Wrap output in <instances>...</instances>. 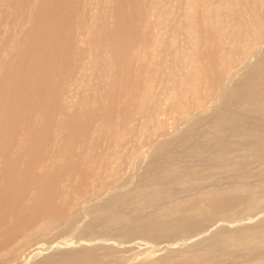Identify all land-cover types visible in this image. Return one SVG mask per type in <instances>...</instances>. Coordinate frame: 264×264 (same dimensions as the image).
<instances>
[{
	"label": "bare ground",
	"instance_id": "bare-ground-1",
	"mask_svg": "<svg viewBox=\"0 0 264 264\" xmlns=\"http://www.w3.org/2000/svg\"><path fill=\"white\" fill-rule=\"evenodd\" d=\"M78 1L0 0V245L18 241L28 226L50 216L42 228L60 225L65 234L76 225L75 237L86 245H111L84 250L82 243L77 249L47 253L74 238L61 237L38 244L32 252L26 248L23 252L29 254L16 264H128L138 255L143 256L140 264H198L202 259L189 253L197 247L214 251L208 255L211 264L230 261L232 251L239 264L237 255L244 257L243 263L264 261L260 250H230L222 244L225 224L239 225L230 237L244 234L252 239L251 228L264 225V191L259 193L264 187V0H191L186 36L190 52L172 39L167 53L155 54L164 63L170 55L173 60L188 53L191 66L179 86L148 107L136 106L148 77L135 64L147 54L130 51L134 29L125 22L123 10H130L131 2L119 0L114 15L121 21L94 33L92 40L95 47L111 46L115 57L109 64L117 77L108 99L96 108L81 104L56 124L48 116L55 104L54 86L79 57L69 45L72 6ZM25 22L26 29L18 28ZM134 74L137 88L129 92ZM123 96L130 107L118 112ZM143 113L151 120L143 127V144L121 151L119 143L113 145L115 138L131 122L128 118L139 114L144 119ZM35 115L41 121L37 128ZM167 120L180 135L153 143L165 134ZM111 145L119 151L113 157L117 161H110L118 171L127 168L123 179L134 183L131 190L120 184L112 188V178L104 181L112 170L105 164ZM13 150L17 153L10 157ZM97 197L102 198L99 204L88 203ZM255 197L258 202L251 207ZM71 205L78 207L71 211ZM88 214L93 219L83 226L79 221ZM112 243L119 248H111ZM41 253L46 254L33 261ZM9 256L14 264L17 255Z\"/></svg>",
	"mask_w": 264,
	"mask_h": 264
},
{
	"label": "rangeland",
	"instance_id": "rangeland-1",
	"mask_svg": "<svg viewBox=\"0 0 264 264\" xmlns=\"http://www.w3.org/2000/svg\"><path fill=\"white\" fill-rule=\"evenodd\" d=\"M129 1L131 2L130 10H128L127 12H125L123 10V16L127 17V20L125 18V22H127L129 25L131 23L132 26H130V27L134 29L133 30V37L131 39L130 51L133 53H136L135 51H144L142 53L147 54L146 56L141 55V58L139 59V61H137V63H135L137 65L141 64L144 67L143 68V74L144 75L146 74V76L148 77L146 86L145 87L143 86L142 89L138 93V96H137V99H138L137 102L138 103L136 104V106L137 107H140V106L148 107L149 105H151V103H155V101H157L158 99H162V100L165 99L166 98L165 96H167L168 91H170L171 89H173L176 86H179L181 84V82L184 80V79H181L183 77V74L186 73V69L191 66V65H188L191 62L190 59H188L189 58L188 53L178 54L177 55L178 58L173 59V60H172V58L170 60V56H171L170 55L169 57L165 58V60L166 59L167 60L164 63L162 61H160L159 58L155 54L167 53L166 52V46L172 44V42H173L172 39H175L174 41L176 43H178L180 45V47L183 50H185V52H190L191 49L187 48L186 43H188V40H187L186 36L189 38V36L187 34V29H190L191 21L189 18H192L191 13H193V6L194 5L192 4L191 0H132V1L129 0ZM118 3H119V0H79L78 4L76 6H72L73 7V9H72L73 14H71L72 17H71L70 28H69V45H71L74 48V54L78 55L79 57L77 59L76 65L73 66V68L71 70L67 71V73H65L64 76L59 75L60 80L59 81L57 80V82L54 86L55 104H54V106L51 107V108H53V111L49 112V114H48V116L50 118H52V122L54 121L56 124H58L59 121H61L63 118H65L69 114H71L75 111L77 112V110L80 109L81 104L84 105V103H85L86 106L88 105L90 107L96 108V107H99L100 105L104 104V102H106V100L108 99V96L111 93L112 84L117 77L116 69L113 68V67H115L113 65L115 57H114L113 51L111 49V46H110V50L112 51V54H110L111 52H110L109 48H107V47H109V45L102 44L100 46L95 47L92 44V40L95 39V37H96L94 33H96V35H97L98 32H100V31L102 32L106 28L111 27L113 25V23H117V22L121 21V18H120V20H117L116 16L114 15L115 14V8H117ZM34 5H36V4H34ZM182 6H183L184 11H183V9L180 8ZM187 6H188L190 11L188 10ZM132 7L134 8V13L132 12ZM169 7L171 9H169ZM173 8H174V10H173ZM179 9H180V11H179ZM182 12H185V13H182ZM128 14H130V15L133 14V16H129ZM188 19H189V21H188ZM34 24H35V22H34ZM27 26H29V23L25 22L23 24V26L18 25V28L26 29ZM22 30H21V32H22ZM184 32L186 33V35ZM185 38H186V40H185ZM147 39H149V40L151 39V40L147 41ZM142 40H143V42H144V40H146L144 42V45H143ZM151 53H153V54H151ZM105 55L106 56L108 55L107 56L108 59H107V57H104ZM109 56H111V57L109 58ZM103 57L106 58L108 60V62L106 59L103 60ZM143 61L145 62V64ZM147 61L149 64L147 63ZM109 62H110V64H111V62L113 64L110 65ZM135 64H134V66H135ZM145 65L146 66L148 65V67H146ZM152 71H153V73H151ZM108 74H110L111 76ZM137 75L138 74H134L130 80L129 87L127 88L129 92L135 91L137 88L136 87V81H135V77L137 78ZM99 76H100V78H99ZM106 77L109 79H107ZM101 78L105 79V80H103L104 82H102ZM97 82H99V84L102 83V85H99ZM107 82H109V83H107ZM93 85H94L95 89H94V87H92ZM106 87H108V88H106ZM152 87H153V89H152ZM95 92L96 93L98 92V93L96 94ZM171 92H172V90H171ZM99 93H101V94H99ZM93 94H95V95H93ZM100 97H102V99H104V100H102ZM224 97H225V95L223 96V98ZM126 98H128V97L123 96V97L119 98L117 105L119 104L120 106L118 105L119 108L116 107L117 105L115 106L118 112H119V109L122 107H125V106L127 108L130 107L127 104ZM169 102H170V100H169ZM92 104H94V105L92 106ZM131 108L133 109L134 106H131ZM143 114H144L143 117H145L144 119L139 118L140 117L139 114L133 115L132 117L128 118L131 120V122L127 123V125L128 124L129 125L125 126L126 128H124V129L122 128L121 131H123V132H121V131L119 132V134L115 138V140L116 139L117 140L115 141V143H113V145H116V144L118 145V143H119V146L121 145L119 147L121 151H124L127 149H129V151H130L131 148L133 147V145L138 146V143L143 144V140H141V138H142V136H144V133H145L144 128H145V126L149 127V125H151V120L146 119L145 113H143ZM169 122L167 120L166 129L164 130L165 134L158 136L155 139L156 141H154L153 143H155L157 141H160V142L162 141V143H163V142H166L169 140H174L180 135V134H178V132H174L173 129L170 128ZM40 123H41L40 119L37 118V116L35 115V117L33 118V126L35 128H37L38 126H40ZM185 126L184 127L182 126L181 129L185 128ZM55 130H56V126H54L52 128V131H55ZM141 134H142V136H141ZM121 135L123 137H121ZM134 135H136V136H134ZM146 139H148V137H145V140ZM121 142H122V144H121ZM158 146H159V144H158ZM158 146H156V147H158ZM124 147H126V148L124 149ZM143 148L145 149L146 145ZM112 149H114V150L112 151ZM118 151H119V149L113 148L112 145L109 146V148L107 147L105 150L107 157L109 155V158H107V161L105 162V164L112 165V170H108V173H111V174H109L106 178H104V181L112 178L113 179L112 180L113 181L112 188L115 186H118L120 184V185H122V187H124V190L128 191V190H131L134 188V185H132L134 183H131L132 181L124 182L123 178H125L126 172L128 171L127 168L124 170L118 171L119 168H118L117 164L113 163L112 160L110 161V158L113 159L114 161H117V159L113 158V157L116 156ZM152 151H154V149H151L149 152H152ZM16 153H17V151L13 150L11 153H9V156L13 157V156H15ZM112 153L114 156L112 155ZM120 153H122V152H120ZM50 156H52V155L50 154L48 157H50ZM51 161L57 162L55 158H51ZM253 169L256 170L255 167ZM115 172H117L116 175L112 177V175ZM120 173H124V174L122 175ZM118 175H119V177H118ZM99 181H101V180H99ZM92 183L93 182H91V184ZM100 187L101 186L98 185V188H100ZM87 188L95 190V188L97 189V186H95V188H93L92 186H89ZM105 189H109V188L103 186V190H105ZM117 190H120V189H117ZM262 191H264V187H262V185H261V187L259 188V193L261 194ZM68 194H69V192H68ZM258 198L259 197H255V199H253L250 202V203H252V204H250L251 207H252V205L257 204ZM101 199H102L101 197H100V199L97 197L96 200L88 201V203L91 205L92 204H99L101 202ZM75 200L76 199H74V201ZM74 201H73V203H74ZM260 202H262V201H260ZM80 205H82V204H80ZM69 207H72V209L70 208L72 211L74 207L76 208L78 206L77 205H71ZM78 210L81 211L80 215H83L82 208L80 207V208H78ZM260 217L261 216H259V217L257 216V218H260ZM92 219H93L92 214H88L87 217L84 216V218H82V220L79 222H80V224L83 223V226H84L86 222H89ZM50 221H51L50 216H43V218H41V220L38 223L32 224L31 226H28V228H29L28 231L25 229L26 234H24V237H22V235H20L22 238H18V241L16 240V241L9 242L8 244H5V245H0V264H10L9 263V261H11L9 259L10 254H12V258H14L15 255H17V260L14 262V264H16L22 256L29 254L28 253L29 251L27 252V250H26V253L23 252L26 248H28V250L31 248L30 252H32V250L33 251L37 250L38 244L43 243V242L48 243L50 241L56 242V240H60L61 237L67 238L68 236H73L74 238H71V240L69 241L70 245L64 246L62 248H60V247L51 248V250L46 251L47 253L48 252L50 253V251H52V252L58 251L59 249H61V250H72V249H77L80 247V244H82L83 242L81 240H78L75 237V235L77 234V230L75 228L76 225L73 226L71 231L69 230L65 234L63 232H61L62 230L60 231V229H59V227H61L60 225H57V226L53 225L51 227L47 226L44 228L41 227L42 223H43V225H45ZM252 222L253 221L251 220V222L246 221L245 223H252ZM37 224H40V227ZM225 225L227 226V228L224 229L223 231H224V235L226 237L224 238L222 244L229 245L232 248L231 249L229 247L230 250H233L235 248L240 249V248L245 247L248 249L253 248L256 250H260L264 254V225H258V227H252L251 228L250 233L255 236L253 239L249 238L247 235H244V234H242L238 237L232 238V237H230L232 230L239 225H236V226H229L227 224H225ZM31 227H33V228H31ZM81 228H82V225H81L80 229ZM52 235H53V238H52ZM97 242L98 243H95L94 241L91 243L88 242L87 243L88 245L83 243L84 250H87L89 247L96 246V245L97 246H109V247L111 245V244H107L106 242H103V243H99V241H97ZM217 242L220 243V238L217 239ZM182 245L186 246L189 244H182ZM112 246L113 247H111V248H114V247L119 248L116 245H114L113 243H112ZM168 249L169 248H167L166 250H168ZM210 250H207V247H202V248L197 247L196 249L194 248V249L190 250L189 253L191 254V253L195 252L194 256L202 259L199 262H197L198 264H211V261H210L211 259H209L208 255L212 256L214 251L211 252ZM148 252L150 253V251H148ZM144 253L146 254V252H144ZM232 253H233V251L231 253H229L231 260L230 261H224L223 264H232V261L234 262L233 264H239L236 261L235 255H234L235 258L234 257L232 258ZM45 254L41 253L40 255L35 256L33 258V261L40 259ZM157 256H159L158 253L152 254L151 257H157ZM133 257H135V258L128 261L127 262L128 264H140L139 257L141 258L143 256L138 255V256H133ZM237 258L240 260L239 261L237 259L240 263L242 262V264H249V263H243L244 257H239L237 255ZM251 264H254V263H251ZM257 264H264V261H261Z\"/></svg>",
	"mask_w": 264,
	"mask_h": 264
}]
</instances>
